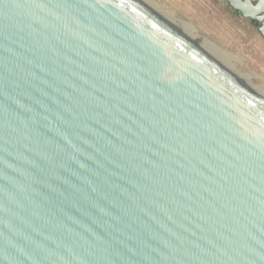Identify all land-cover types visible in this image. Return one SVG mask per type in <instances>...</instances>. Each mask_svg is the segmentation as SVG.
Returning <instances> with one entry per match:
<instances>
[{
  "label": "water",
  "instance_id": "water-1",
  "mask_svg": "<svg viewBox=\"0 0 264 264\" xmlns=\"http://www.w3.org/2000/svg\"><path fill=\"white\" fill-rule=\"evenodd\" d=\"M0 264H264V98L138 0H0Z\"/></svg>",
  "mask_w": 264,
  "mask_h": 264
},
{
  "label": "rangeland",
  "instance_id": "rangeland-1",
  "mask_svg": "<svg viewBox=\"0 0 264 264\" xmlns=\"http://www.w3.org/2000/svg\"><path fill=\"white\" fill-rule=\"evenodd\" d=\"M188 32L201 38L247 84L264 93V44L248 35V28L232 20L226 0H144ZM188 26V28H187ZM210 44V45H209Z\"/></svg>",
  "mask_w": 264,
  "mask_h": 264
},
{
  "label": "bare ground",
  "instance_id": "bare-ground-1",
  "mask_svg": "<svg viewBox=\"0 0 264 264\" xmlns=\"http://www.w3.org/2000/svg\"><path fill=\"white\" fill-rule=\"evenodd\" d=\"M140 3H142L144 6H146L148 9L153 11L156 15H158L160 18H162L164 21H166L171 27L176 29L180 34H182L188 41L193 43L195 46H197L199 49H201L205 54H207L210 58H212L214 61H216L218 64H220L221 67H223L226 71H228L232 76H234L239 82L246 85L248 88H250L252 91H254L256 94L264 98V93L261 91H258L255 87H252L251 85L247 84L245 80H243V77L234 71L231 70L229 65L227 66L221 61V58L217 56V54L223 55L221 51H218L216 53L209 51L211 45L208 46L206 43L199 37H196L188 32L177 20L170 19L164 15V13L160 12L158 9H155L150 3L144 0H138ZM188 28V26H187Z\"/></svg>",
  "mask_w": 264,
  "mask_h": 264
},
{
  "label": "crops",
  "instance_id": "crops-1",
  "mask_svg": "<svg viewBox=\"0 0 264 264\" xmlns=\"http://www.w3.org/2000/svg\"><path fill=\"white\" fill-rule=\"evenodd\" d=\"M226 8L228 9L227 13L232 17V20H234L236 22H240V23L244 24L245 26H247L248 35H251V38L254 41H259L260 43L264 44V34L258 29L256 24L250 18H247V17L240 15V13L237 10H235L234 8H232L228 4L227 1H226L225 9Z\"/></svg>",
  "mask_w": 264,
  "mask_h": 264
},
{
  "label": "flooded vegetation",
  "instance_id": "flooded-vegetation-1",
  "mask_svg": "<svg viewBox=\"0 0 264 264\" xmlns=\"http://www.w3.org/2000/svg\"><path fill=\"white\" fill-rule=\"evenodd\" d=\"M254 22V21H253ZM255 23V22H254ZM256 24V23H255ZM257 26V25H256ZM258 27V26H257Z\"/></svg>",
  "mask_w": 264,
  "mask_h": 264
}]
</instances>
